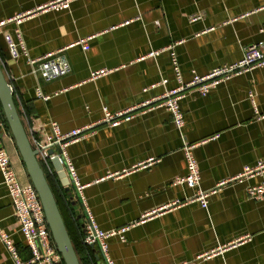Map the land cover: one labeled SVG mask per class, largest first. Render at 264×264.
<instances>
[{"label":"crops","instance_id":"0c3cea01","mask_svg":"<svg viewBox=\"0 0 264 264\" xmlns=\"http://www.w3.org/2000/svg\"><path fill=\"white\" fill-rule=\"evenodd\" d=\"M56 0H0V22ZM264 0H72L60 12L38 13L21 25L29 57L62 50L70 64L63 77L45 80L28 59L13 60L0 29V63L14 90L26 131L44 141L56 122L66 134L153 100L182 81L243 59L244 50L264 42ZM192 18H197L192 21ZM160 51L157 57L152 52ZM101 69L112 73L92 79ZM37 89L51 96L37 97ZM184 126L178 129L166 108L138 111L119 126H98L68 149L86 207L103 231L141 220L196 190L176 184L188 174L183 151L195 144L201 189L211 191L246 167L264 162V66L235 76L202 96L192 90L180 101ZM9 151L21 182H30L11 134ZM264 174L224 186L209 199L156 214L126 234L108 240L117 264H264V200L248 189ZM59 189V203L84 264L85 205L75 188ZM0 225L20 258L32 254L0 172ZM84 234V233H83ZM244 239L243 244L234 245ZM99 256L98 250L95 249ZM215 252V254H213ZM213 254V255H211ZM209 255V257H207ZM96 264H104L96 260ZM0 264H15L0 240Z\"/></svg>","mask_w":264,"mask_h":264},{"label":"built area","instance_id":"2783aa9c","mask_svg":"<svg viewBox=\"0 0 264 264\" xmlns=\"http://www.w3.org/2000/svg\"><path fill=\"white\" fill-rule=\"evenodd\" d=\"M71 1L72 0H56L41 6L35 11L18 14L13 18L0 22V29L10 23L16 25L12 32H4L3 34L10 57L13 60H19L22 57H26L28 59V64L33 67V72H38L47 81L66 76L71 70L70 64L63 56L62 50L48 53L40 58H30L21 25L25 20L38 13L67 10L70 8ZM261 9H264V6ZM196 20L197 18H192V21ZM262 32H264V29ZM160 53V51L152 52L150 56L157 57ZM263 66L264 42H259L248 46L244 50L243 59L239 62L215 68L209 74L204 76L194 74L193 79L190 82L184 83L182 81L177 60L174 58V70L179 82L177 88L166 91L163 95L153 100L143 102L142 104L116 114L105 111V117L102 121L88 127L73 130L66 134L62 133L60 126L56 122H52L50 123L51 134L46 136L44 141H40L36 137V131H34V129L30 134L27 133L33 148L38 151L37 158L45 173L51 178L57 179L61 184L59 172L53 164L54 159L57 158L64 167L71 182V186L75 188L78 196L85 205L83 190L86 186L80 184L76 168L69 157L68 149L71 145L77 143L87 133L91 132L98 126L108 125L116 127L124 121H130L138 111L153 110L156 108H166L170 112L176 127L182 129L184 126V116L180 109V101L184 99L189 92L195 90L200 95L206 96L211 90L217 88L223 82ZM112 72L113 70L101 69L93 72L91 78L98 79ZM36 93L37 97L44 102H48L51 99V96L46 95L41 89H37ZM8 133L10 135L5 124L0 122V172L3 177L4 185L11 198L15 214L20 222L21 233L25 238L27 246L32 254V258L29 261H23L20 258L17 247L12 241L11 236L2 230L1 225L0 240L10 253L15 264H64L62 254L54 243L36 189L31 182L23 183L20 181L9 151L5 146H2L3 140ZM195 148V144H184L183 151L188 164V174L184 178L178 179L176 184L196 190L195 195L188 198L186 202H197L203 209H208L210 197L218 193L224 186L231 183H243L248 179L262 176L264 174V162H259L255 166L246 167L237 176L221 181L214 190L204 191L201 189L200 171L194 155ZM248 194L250 198L254 200H264V183L250 187L248 189ZM186 202H173L146 214L137 222L110 231H103L98 227L91 211L85 205L86 218L83 224L84 234L82 237V243L85 248H91L94 246L98 250L99 257L104 264H117L115 260L111 258L109 253L108 240L110 238L119 237L124 241L125 234L132 227L143 223L145 219L156 214L177 209ZM244 241V239L238 240L234 245L239 243L243 244ZM213 254H215V252ZM207 257H209V255ZM90 264L96 263L91 262Z\"/></svg>","mask_w":264,"mask_h":264},{"label":"water","instance_id":"95a60500","mask_svg":"<svg viewBox=\"0 0 264 264\" xmlns=\"http://www.w3.org/2000/svg\"><path fill=\"white\" fill-rule=\"evenodd\" d=\"M0 103L29 180L38 193L55 245L62 254L65 264H81L55 194L48 182L44 169L38 161V151L33 148L30 142L28 133L16 106L13 87L7 80L1 63ZM53 164L59 172L62 184L70 188L71 182L62 164L57 158L54 159ZM91 248L95 249L94 246ZM97 260H100L99 256H97Z\"/></svg>","mask_w":264,"mask_h":264},{"label":"trees","instance_id":"16d2710c","mask_svg":"<svg viewBox=\"0 0 264 264\" xmlns=\"http://www.w3.org/2000/svg\"><path fill=\"white\" fill-rule=\"evenodd\" d=\"M14 100H15V103H16V106H17V102H16V99H15V95H14ZM17 108H18V106H17ZM18 111H19V110H18ZM0 122H3V123L5 124V126H6V128L8 129V131L10 132V129H9L8 123H7V121H6V118H5V116H4V112H3V110H2L1 103H0ZM10 134H11V132H10ZM11 136H12V134H11ZM45 174H46V173H45ZM46 177H47L48 182H49V184H50V186H51V188H52V190H53V192H54V194H55V197H56V199H57V202H58V205H59V208H60V203H59V200H60V199H59V195H58V194H59V189H61V192L64 194V197H65V198H67V194L63 192V189L61 188V184H60V182H59L57 179H55V178H51V177L48 176L47 174H46ZM60 211H61V213H62L61 208H60ZM62 216H63V213H62ZM63 218H64V216H63ZM64 221H65V219H64ZM65 223H66V221H65ZM66 226H67V224H66ZM67 229H68V227H67ZM68 231H69V229H68ZM69 234H70V237H71V239H72L73 245H74V247H75V249H76L77 255H78L79 260H80V263H81V264H84V263H83V260H82L81 257H80V249H79V246H78V245L75 243V241L73 240L70 231H69ZM82 237H83V233H82ZM82 248H84V250H85V252H86V254H87V258H89V261H90V262H95V261L97 260V255H96V251H95L96 248H95V249H92V248H85L84 245H83V243H82ZM64 264H65V262H64Z\"/></svg>","mask_w":264,"mask_h":264}]
</instances>
